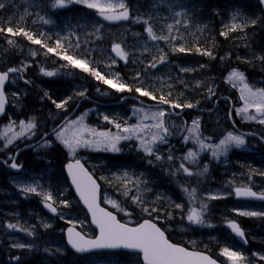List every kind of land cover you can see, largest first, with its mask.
Returning a JSON list of instances; mask_svg holds the SVG:
<instances>
[{"label": "rangeland", "instance_id": "374dc122", "mask_svg": "<svg viewBox=\"0 0 264 264\" xmlns=\"http://www.w3.org/2000/svg\"><path fill=\"white\" fill-rule=\"evenodd\" d=\"M196 1L112 0L113 3L123 2L126 8L130 7L132 20L126 25L108 27L92 15L97 9L89 8L77 0H65L66 4L63 7H54L55 0H0V4L4 5L0 12L10 15V19L9 16L6 19L0 18L2 24L0 28L6 29L10 24L21 25L28 21L27 32L32 34L34 39L39 33L40 36L51 38L55 44L59 41L75 55L76 59L86 61L89 68L91 64L100 65L108 79L114 83H124L119 77L123 74L117 71L118 68L128 69L129 72L136 73L134 81L144 86V89L150 88L151 92H156L157 89L168 92L170 90L173 93L179 87L185 86L186 89H193L191 90L193 94L200 91L201 98L205 97L204 104L212 106V109L216 99L218 82L216 76L208 75L207 79L200 76L190 82V77L195 71L200 69L206 73L211 72V68L203 64L179 61V57L172 59L167 51V47L178 50L196 43L202 37H208L213 25L210 19L198 13ZM252 1L229 0L226 5L216 7L217 25L220 24L221 30L231 33L229 37L231 40L232 34L235 40L247 39L250 42H257L259 39V34H252L257 33L252 30L253 28H260L258 23L260 15ZM90 2L104 4L108 0ZM71 5L81 10L74 11ZM119 10L123 9H116ZM233 25L237 26L234 30ZM149 26L157 37L165 38L153 40L146 31ZM2 32L0 34L4 36L0 35V64L7 54L11 55L6 62H15L20 52V48H17L18 37L6 31ZM117 44L128 54L126 60L121 59L113 51V46ZM160 57L169 60V64L150 67L153 62L157 64ZM223 58L228 62L229 53ZM222 60L221 65L224 64ZM15 68L20 69L23 76L20 74L13 76L7 87L11 107L7 117L0 120V156L9 155L21 144L29 145L35 142L54 128L64 118L62 115L70 109L72 102L68 103L67 98L71 97L75 103L85 95L95 97L99 92V89L91 92L90 79L86 82L79 80L77 77L82 78V73L68 63H59L52 68L43 67L32 47L27 49L25 56L16 63ZM47 70L54 75L43 74L48 72ZM229 76L230 74L226 75L225 83L237 87L242 95L243 83L230 81ZM46 88L54 93L60 92L61 101L57 100L56 103L67 101L60 113L45 108V103L49 99L43 94L44 90L48 95L52 93ZM80 93L83 95L79 97ZM106 99L104 101H110V98ZM244 107L245 105L237 112V117L242 123L250 121L248 117H252L248 113L250 106L247 112H239ZM157 111L160 109L147 108L135 103L115 108L91 106L57 132L64 131L67 137L79 132L84 140L93 142L91 145L82 144L72 151L55 133L48 136V139L35 149L22 152L20 156L25 161L24 172L18 175L6 172V180L0 179V203L3 207L0 208V264H141L138 255L103 253L78 257L70 251L64 238V229L68 224L78 228L88 237H94L96 231L68 186L63 163L61 164L64 158V154L60 153L62 149L69 160L80 157L99 177L105 186L106 205L118 213L124 222L136 225L141 220L150 218L164 226L174 239L193 248L213 252L227 264H231V261L221 254L224 248L240 253L243 257L240 264H264V205L243 203L236 195L238 188L251 184L264 192V159L262 155L258 157L257 152H261L258 144L234 130L224 131L222 124L217 128L220 137L214 143V137L208 132L213 130L216 123V113L205 119L199 115L192 116L185 136L181 139L185 129L184 123L170 117L166 124L169 136L174 137V140L167 141L165 138L163 142L156 141L151 145L153 154L149 155L144 151L141 140H151L154 133L163 135L161 130L154 127L156 120L151 119V114ZM146 116L148 118H145ZM225 116L227 117V112ZM220 118L223 119V116L217 117L218 120ZM29 121L34 122L36 127L31 130L25 129L23 134H20L21 122L27 124ZM193 121L199 122L198 133L191 131L194 127ZM117 124L120 125L119 128L116 127ZM133 126H138L136 134L130 139H120L116 143L119 151H112L110 147L106 149V142L99 145L96 143L104 140L99 133L129 136L130 133L124 132L123 129ZM229 133L242 137L244 144L240 146L229 144L225 151H217L216 145ZM8 138L12 139L11 144H7ZM201 144L204 147H201ZM190 151L195 155L185 159ZM214 151H217L215 156ZM245 152L252 154L255 162H242L240 158ZM119 154L132 156L133 162L137 165L112 164L110 163L112 159L107 161L98 157ZM157 156L161 158L157 159ZM147 159H151L153 165L146 164ZM182 164L192 175H187L183 171ZM169 176L175 179L172 181ZM25 187H34L36 192H25L23 191ZM193 189L195 190L193 196H189ZM112 193L120 196L121 200ZM45 195H50L52 199L46 201ZM134 197H139L138 203L133 202ZM47 202L59 208V217L54 218L44 212L43 205ZM113 202L118 207H114ZM124 203L132 209L129 210ZM177 205L180 207H176ZM202 205L207 206L202 211L204 222L200 224L190 222L187 217L191 210H201ZM145 208L148 211H144ZM245 212L262 215L240 214ZM231 220L242 224L252 250L241 248L231 238L225 228V224ZM10 224L16 227L9 228ZM17 244H23L25 247H15Z\"/></svg>", "mask_w": 264, "mask_h": 264}, {"label": "snow or ice", "instance_id": "6c2138e0", "mask_svg": "<svg viewBox=\"0 0 264 264\" xmlns=\"http://www.w3.org/2000/svg\"><path fill=\"white\" fill-rule=\"evenodd\" d=\"M77 2H83L86 4L89 8H95L99 12L101 16L104 17L106 20H119V19H128V11L123 4V2L119 3H113L112 0H108L107 3L101 4L98 2H90V0H77ZM65 5V0H55L53 6L54 7H63ZM4 5L0 4V8H2ZM123 9V11L116 12V9ZM111 13V14H109ZM47 22V21H46ZM171 27V26H169ZM236 25H233V30L236 28ZM6 31L8 33H11L12 35H24L29 41H31L34 44H42L40 39H34L33 35L29 32L25 31L23 28H19L16 31L13 30L12 27L0 28V32ZM146 31L148 32L149 36L153 39H164L165 37H157L153 31L152 28L149 26ZM9 43H12V41H9ZM45 46L46 45H42ZM58 47H62L60 42H57ZM48 52H53V48H48ZM179 51L183 52L185 51L184 48L178 49ZM113 51L116 53L117 56H119L121 59L126 60L127 59V53L123 51L119 44L113 46ZM207 55H211V53H205ZM35 55V53H33ZM63 59L67 60L70 64H72L75 67L82 68L84 71H91L92 75L95 76L97 79L103 80L104 83L108 84L111 87L116 88L118 91H125L127 88V85L123 83H114L113 80L106 79L103 75H101L100 72L96 71L95 69H90L88 66V63L84 60L80 59H74L71 55H63ZM164 57H160L159 62H163ZM115 61H113L114 63ZM150 67H156V62H153L150 64ZM20 71V69L12 68L9 69L8 72L0 73V88H2L4 82L8 78L9 72H17ZM41 71H44L43 69ZM47 76H53V72H44ZM229 80H236L241 83H243L242 88V96L241 98L245 100V107L243 109H240L239 112H247L249 106H254L257 110V112H260L264 114V90H257L256 92H253L251 88L248 87L246 83H244V75L236 70H233L230 73ZM136 92H138L142 96H147L153 100H156L157 97L154 96L151 92H149L146 89H143L142 87H137L135 89ZM211 91V89L209 90ZM244 93H247L245 95ZM47 95V94H45ZM79 95H83V93H80ZM159 102L164 104L171 103L165 96L159 97ZM5 99L2 90H0V112L3 111ZM53 103L56 104L57 108H63L64 105L67 103V101H63L61 103H56V101H53ZM171 106L173 108H181V107H192L193 105L187 104V105H180L178 103H171ZM165 116V112L163 110L157 111L155 113L151 114V119L156 120V124L154 127L158 130H161L163 133H168V128L165 126V121L163 117ZM145 118H148L147 116ZM249 119H255V117H248ZM81 117V121H82ZM107 119V117H105ZM261 123H264V120L260 121ZM193 129L191 131L198 133L199 131V122L193 121ZM21 133L23 134V131L25 129L31 130L36 127L35 123L32 121H29L27 124L24 122H21ZM117 128L120 127L119 124L116 125ZM138 126H133L131 128H124L123 131L130 133L129 136H111L107 133H99V136L103 137V141H97L96 143L103 144L106 142V149L110 147L112 151H119V149L116 148V143L120 139H130L132 135L136 134ZM11 131V129H9ZM6 135V134H5ZM57 138L61 140V142L68 147L70 150L74 151L75 147H78L80 145H91L93 142L84 140L82 138V135L79 132L73 133L71 137H67L65 135V132L62 131L60 133H57ZM165 137L163 135H160L159 133H154L151 137V140L144 141L141 140V143L143 145L144 151L147 152L149 155L153 154L152 144H154L156 141L163 142ZM12 139H7V144H11ZM235 144L237 146L244 144V139L240 136L233 135L229 133L227 137L220 141L218 145H216L217 151H225L227 146L229 144ZM201 147H204L203 144H201ZM217 151L213 152V155H217ZM195 153L189 152L185 159H190L193 157ZM157 159H160L161 157L157 156ZM171 159V157H169ZM194 162V161H193ZM11 167L16 168L17 165L13 163ZM69 174L72 176V182L76 186L77 191L80 193L81 199H83L84 203L88 206L89 210L92 212L93 215V222L99 227L100 235L96 239H85L83 236H81L79 233L73 234L72 230H69V243L72 245V247L77 252H86L91 249H98V248H120L123 247L125 249H138L143 253V259L146 262V264H215V261L212 260L210 257L200 254V253H193L187 251L183 247H179L175 244L170 243L164 236V233L156 227L155 224L145 221L144 223L140 224L138 227L131 228L127 227L124 224H121L119 221H117L116 217L111 212H106L103 209L99 208L98 204L96 203V190L97 185L95 181L92 180L91 176L88 175L87 172L84 171L83 166L80 164L79 161H76L75 164L69 163L67 165ZM181 168L187 175H192V173L184 167V165H181ZM207 169L205 168V171ZM25 192H36V188L34 187H25L23 189ZM185 191H188L185 189ZM195 190L193 189L192 192L189 193V196H193V193ZM237 196H252L255 197L257 194L255 192H252L250 189H237L236 190ZM211 199H216L217 197H210ZM261 199H264V194H261ZM50 195H45V200H51ZM134 203L139 202V197L133 198ZM48 207L52 212H56V208L52 206V204L45 205ZM65 206H67V202H65ZM114 207H118V205L113 202ZM176 207H180V205H177ZM206 205L201 206V210L192 209L190 214L188 215V220L192 223L200 224L203 223L202 219V211L204 208H206ZM144 211H148L147 208L144 209ZM241 215H249V216H256V215H262L261 213H255V212H245L240 213ZM47 226V225H46ZM9 228H15V225H8ZM229 227L232 229V231L237 235L243 238L244 232L241 230V228L236 224L235 222H229ZM15 247L23 248L25 245L23 244H17L14 245ZM222 255L226 256L229 261H231V264H240V262L243 260V257L240 255V253L231 251L228 248H224L222 250Z\"/></svg>", "mask_w": 264, "mask_h": 264}, {"label": "trees", "instance_id": "16d2710c", "mask_svg": "<svg viewBox=\"0 0 264 264\" xmlns=\"http://www.w3.org/2000/svg\"><path fill=\"white\" fill-rule=\"evenodd\" d=\"M228 1L229 0H197L196 1V9H198V13L202 14V16L210 19L211 25H213L211 28V31L207 35L208 37H202L196 43H194L192 45H188L187 47L184 48L185 51H183V52L178 51L177 49H173L171 47H167V51L169 52L170 58H172V59H175V57H179L178 58L179 61L193 62L195 64H197V63L203 64V65H206V66L211 68V72H206V73H203L202 70H200V69L195 71V73L192 74L190 77V82H193L194 80L198 79L200 76H204V77H202V79H207L208 75H211V76L215 75L217 78L221 72V66L219 63L221 56H224L226 53L230 54L231 52H233L234 46H235V44H238V42H239V44H243V45H247L250 42L247 39H236L235 40V36L233 34H232L233 40H231L229 38L231 36V33L225 31L224 29L221 30L219 23H218L219 25H217V17L218 16H216L215 9H216V7H221L223 5H226V3H228ZM0 14L2 15L0 18L6 19L7 16H9V19H10V15H8L7 13L0 12ZM259 20H260V18H259ZM0 25H2L1 21H0ZM21 25H19L18 23H13V24L8 25L7 27H12L14 31H16L19 28H23L25 31H27V29L29 27L28 21H26L25 23H23ZM2 33H4V32H2ZM38 34L35 36V39H40L42 44H34L31 41H29L24 35H22V34L17 35V37H18L17 48H20L19 56L17 57L15 62L9 63V62H6V60L11 54L5 55L4 59L2 60V62L0 64V69L1 70H7L10 68H15L16 63H18L19 60L22 59V56L23 57L25 56L27 49L32 47L35 49V51L37 53V57L40 61V64L43 67L52 68L54 66L59 65V63H63V62L68 63L76 71H79L80 73H82V78L78 77V78H80L79 80L86 82V81H88V79H90L91 92H93V90H95V89H99V92L96 93L95 97H93L91 95L94 99H97V100H107L106 99L107 97L110 98L109 100H119L122 96L134 95V96L140 97L142 100H144L146 102L157 103V102H159V97L163 95L171 103H179L180 105L193 104L194 106L202 107L201 105H203L205 102V97L201 98V94L199 93L200 91H198L196 94H193V92L191 91L193 89H191V90L186 89L185 86L179 87V89L173 93H171L170 90H169V92H170L169 93L168 91H163V90L161 91L159 89H157L156 92H151L150 88L146 89L149 92H151L154 96L157 97L156 100H153L147 96H142L138 92L135 91V89L137 87H142L144 89V86H140V85L136 84V82L134 81V78H135L134 76L136 75V73L133 74V72H129L128 69L120 70V68H118L117 71L119 73L123 74V76H119V77H121L123 79V81H124L123 84L127 85V88L125 91H122V92L118 91L116 88L111 87L108 84L104 83L103 80L97 79L95 76L92 75L91 71H84L82 68L75 67L72 64H70L68 61H66L65 59H63L65 61L60 60V59H62L63 55H71V56H73L74 59H76V58H75V55L70 50L66 49L64 46L58 47L57 44H55L51 38H48L47 36H40ZM252 34L258 35L255 32H253ZM1 35H3V34H1ZM42 45H46V47L42 46ZM48 48H53L54 51L48 52V50H47ZM10 50H11V48L8 49V51H10ZM5 51H7V50H5ZM205 53H211V55H207ZM61 61H63V62H61ZM90 69H95L96 71L100 72L101 75H103L106 79H108L107 74L104 72V70H102L100 65L91 64ZM51 81H53V80H51ZM47 90H49V89H47ZM50 92H52V91H50ZM106 92H107V94H105ZM43 94L44 95L47 94L45 90H44ZM188 96H192V97H188ZM47 98L49 100H47V102L45 103V108L52 109L54 112L59 111V113H60L61 108H57L56 104L53 103V101H56V102H57V100L61 101L60 92H57V93L52 92L49 95L47 94ZM66 100L68 101V103L72 102L70 104V107H69L70 109L66 111V112H69L71 110V108L74 107L76 102L73 103V100L71 97L67 98ZM62 154H64V153H62ZM106 157L108 159H112L110 162L112 164L128 163L129 165H133V163H134L132 156H125V157L124 156H106ZM64 160H65V158H63V160L61 161V164L64 162ZM140 163H144V162H140ZM140 163L138 165H140ZM145 163L148 165H152V164H150L151 162H148V160L145 161ZM134 165H137V164L135 163ZM0 177H2L0 179L6 180V175L4 174V172L2 170H0ZM126 206L130 210L132 209L131 206H129V205H126ZM250 248H251V245L249 244V246L246 247V250H249ZM250 250H252V248Z\"/></svg>", "mask_w": 264, "mask_h": 264}, {"label": "flooded vegetation", "instance_id": "af4514ba", "mask_svg": "<svg viewBox=\"0 0 264 264\" xmlns=\"http://www.w3.org/2000/svg\"><path fill=\"white\" fill-rule=\"evenodd\" d=\"M257 28L258 27L252 29L256 31L257 34L260 33L257 42H249L247 45L239 44V42L235 44L234 51L230 53L231 66L228 70V72L236 70L242 73L248 87L251 88L253 92L264 90V27ZM233 88L234 89L230 92H216V111L221 110L224 113L228 111L229 114L233 107L232 111L234 115V113L236 114V110L244 105L245 101L242 100L240 91L237 87ZM248 113L255 116L256 120L247 122L245 124L246 129L260 131L264 136V123L259 121L260 119L264 120V114L258 117L256 115L257 110L254 106H250ZM183 119L186 120L187 115H184ZM0 208H3L1 203Z\"/></svg>", "mask_w": 264, "mask_h": 264}, {"label": "water", "instance_id": "95a60500", "mask_svg": "<svg viewBox=\"0 0 264 264\" xmlns=\"http://www.w3.org/2000/svg\"><path fill=\"white\" fill-rule=\"evenodd\" d=\"M128 11V19H119V20H106V19H104V17L103 16H101L100 14H98V16L99 17H101V19L103 20V21H105L106 23H110V24H118V23H121V22H126V21H129V19H130V12H129V10H127ZM109 14H111V13H109ZM10 73H14V72H10ZM8 80H9V74H8V78H7V80L4 82V84H3V86H2V88H0V90H2V92H3V95H4V99H5V103H4V107H3V111L2 112H0V117H2L4 114H5V110H6V107H7V98H6V96H5V94H4V89H5V87H6V85H7V83H8ZM134 97H125V98H123L122 100H120L119 101V104H121V103H123L125 100H127V99H133ZM135 100H137V101H139L138 99H136V98H134ZM140 102V101H139ZM166 104H159L158 106H165ZM170 108H173L171 105H170ZM69 119V118H68ZM67 119V120H68ZM67 120H65V122L67 121ZM63 124H61L59 127H61ZM58 127V128H59ZM58 128H56L54 131H56ZM250 135V134H249ZM15 163V162H14ZM69 163H72V164H75V163H73V162H69ZM69 163H67V165L69 164ZM82 166H83V169H84V171L85 172H87L88 173V175L89 176H91V178H92V180L93 181H95V183H96V185H97V190H96V203L98 204V206H99V208H101V209H103L104 211H106V212H110V211H108L107 209H105V208H103L101 205H100V185L98 184V182L94 179V177L89 173V171L85 168V166L82 164V163H80ZM67 165H66V171H67V174H68V176H69V179H70V182H71V184H72V186L74 187V189H75V191H76V194H77V196H78V198L80 199V201H81V203L83 204V206L86 208V210L88 211V213H89V215L91 216V223H92V225L93 226H95L97 229H98V232H99V235H100V230H99V227L93 222V215H92V212L89 210V208H88V206L84 203V201H83V199H81V196H80V193L77 191V189H76V186L73 184V182H72V176L69 174V171H68V168H67ZM10 169H13L14 171H16V172H19V171H21L22 170V168L21 167H16V168H13V167H11L10 166ZM244 198H246V199H249V200H253V201H264V199H261L260 198V196L259 195H257V196H255V197H252V196H246V197H244ZM53 206V205H52ZM53 207H55V206H53ZM56 208V207H55ZM46 211L48 212V213H50V214H52V215H58V210H57V208H56V212H52L48 207H46ZM113 214V213H112ZM115 217H116V219H117V221H119L118 220V217L115 215V214H113ZM145 221H149V220H145ZM145 221H143L142 223H144ZM120 222V221H119ZM149 222H151V221H149ZM121 223V222H120ZM141 223V224H142ZM151 223H153V222H151ZM121 224H123V223H121ZM153 224H155V223H153ZM124 225H126V224H124ZM156 225V224H155ZM127 227H131V228H135V227H138V226H135V227H132V226H129V225H126ZM239 226V225H238ZM156 227L157 228H159L157 225H156ZM228 227H229V225H228ZM240 227V226H239ZM160 229V228H159ZM229 229L231 230V232L233 233V235L234 236H236L241 242H243L244 244H247V242H246V240H245V235L243 236V238L242 237H240V236H237L233 231H232V229L229 227ZM69 230H72V232H73V234L75 235V233H79L81 236H83L85 239H91V238H87L86 236H84L82 233H80L77 229H75L74 227H69L67 230H66V239H67V242H68V244H69V246L75 251V252H77L73 247H72V245L69 243ZM161 230V229H160ZM162 231V230H161ZM163 232V231H162ZM164 233V232H163ZM98 235V236H99ZM164 236H165V238L167 239V236L165 235V233H164ZM96 239V238H95ZM94 240V239H93ZM168 240V239H167ZM179 247H181V246H179ZM184 248V247H183ZM119 250H125V251H128V252H138V253H142L140 250H138V249H125V248H123V247H120V248H98V249H91V250H89V251H86V252H77L78 254H87V253H91V252H97V251H119ZM187 250V249H186ZM187 251H189V250H187ZM189 252H193V251H189ZM193 253H198V252H193ZM200 254H202V253H200ZM203 255H205V254H203ZM142 260H143V263L144 264H146V262L144 261V259H143V253H142ZM215 264H217L216 262H215Z\"/></svg>", "mask_w": 264, "mask_h": 264}, {"label": "bare ground", "instance_id": "6f19581e", "mask_svg": "<svg viewBox=\"0 0 264 264\" xmlns=\"http://www.w3.org/2000/svg\"><path fill=\"white\" fill-rule=\"evenodd\" d=\"M249 5H251L250 3H249ZM252 8V7H251ZM259 13V12H258ZM256 14V13H255ZM253 19V18H252ZM256 21V20H255ZM258 21V20H257ZM255 23V22H254ZM259 23V22H258ZM256 24V23H255ZM255 27V26H254ZM256 29V28H255ZM257 29H259V28H257ZM263 30V29H262ZM262 30H261V32H262ZM1 35V34H0ZM1 42V41H0ZM59 57V56H58ZM60 59V58H59ZM60 60H63V58L62 59H60ZM102 60V59H101ZM112 60V59H111ZM23 61V60H22ZM63 61H65V60H63ZM63 61H61V62H63ZM67 61V60H66ZM58 62V61H57ZM37 63V62H36ZM56 63V62H55ZM59 63V62H58ZM127 63V62H126ZM63 64H64V62H63ZM61 65V64H60ZM62 67V66H61ZM108 67V66H107ZM40 68V67H39ZM56 68V67H55ZM74 69V68H73ZM33 70H35V69H33ZM42 70V69H41ZM48 71V70H47ZM75 71V70H74ZM39 72V71H38ZM71 72V71H70ZM41 73V72H40ZM43 73V72H42ZM75 73H78V72H75ZM27 74V73H26ZM35 74V73H34ZM44 74V73H43ZM87 75V74H86ZM117 75V74H116ZM69 76V75H68ZM77 76V75H76ZM33 77V76H32ZM67 77V76H66ZM84 77V76H83ZM78 78V77H77ZM117 78V77H116ZM69 79H71V78H69ZM67 81V80H66ZM45 82V81H44ZM80 84V83H79ZM77 85V84H76ZM63 86H65V83H64V85ZM71 88V87H70ZM80 89V88H79ZM75 92V91H74ZM73 92V93H74ZM76 94V93H75ZM85 94V93H84ZM88 94V93H87ZM89 95V94H88ZM73 97H74V95H73ZM78 97V96H77ZM79 97H80V95H79ZM64 98H66V97H64ZM76 100V99H75ZM71 101V100H70ZM70 103V102H69ZM58 169V168H57ZM165 186V185H164ZM173 188V187H172ZM186 188V187H185ZM168 189V188H167ZM174 190H175V188H174ZM175 192H177V191H175ZM27 196V195H26ZM28 198V197H27ZM33 198V197H32ZM34 199V198H33ZM36 199V198H35ZM23 200V199H22ZM21 200V201H22ZM25 201V200H24ZM27 202V200L25 201V203ZM32 202H33V200H32ZM20 204V203H19ZM23 204V203H22ZM20 207H22V206H20ZM21 210V209H20ZM69 225V224H68ZM61 227H62V225H61ZM64 229V228H63ZM60 237V236H59ZM53 238H54V236H53ZM61 238V237H60ZM65 245V244H64ZM69 253V252H68ZM67 254V253H66ZM69 255V254H68ZM74 258V257H73Z\"/></svg>", "mask_w": 264, "mask_h": 264}]
</instances>
